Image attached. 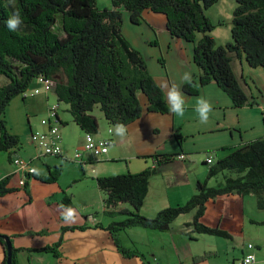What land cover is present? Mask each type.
Masks as SVG:
<instances>
[{"label": "crops", "instance_id": "0c3cea01", "mask_svg": "<svg viewBox=\"0 0 264 264\" xmlns=\"http://www.w3.org/2000/svg\"><path fill=\"white\" fill-rule=\"evenodd\" d=\"M96 2L101 8L98 0ZM109 6L110 2L104 1L102 7ZM208 10L207 15L212 20ZM143 12L147 20L153 17L161 20L160 16L149 14L150 11ZM149 24L152 30L158 28L151 44L157 47L154 50L164 61L161 69L151 73L159 84L175 82L180 84L182 91V85L187 82L181 83V75L187 71L195 80L199 74L192 58L193 44L169 35L165 24L164 27H156L158 21H149ZM232 68L237 77L246 78L249 91L258 100L257 106H234L227 93L211 81L200 86L196 95L182 91L186 100L183 117L170 111H147L143 100L142 114L125 124L127 133L124 137L116 134L115 125L108 124L103 114L94 113L98 121V131L92 132L94 138L112 139L107 153L97 157L83 148L85 132L73 121L68 105L64 103L65 106L60 107L61 102V112L57 111L55 123L61 132L63 152L58 156L39 154L30 131L47 128L48 106L53 100L57 101L54 86L49 90L33 81L30 89L38 88V93H20L12 97L3 119L8 131L20 138V146L12 150L11 160L7 151L0 150V179L9 176L8 186L16 189L0 196V233L11 237L12 245L17 249L16 264H35L30 257L34 251H40L35 249L59 240L60 244L56 246L58 256L52 254L49 264H234L247 252V243L254 245L253 264H264V259L257 257L263 248L264 240L260 239L259 232L264 226L261 224L264 212H259L261 209L256 202L247 198L250 195L227 193L206 202L200 222L226 231L229 237L196 232L189 224L195 212L191 210L176 217L165 230L142 226L119 230L117 246L109 225L124 219L125 215L104 212L103 194L95 181L101 175L136 173L153 167L152 155L183 153L185 159L175 158L156 166L150 176L147 195L139 209L146 217L155 216L162 208L184 204L196 192L197 181L206 180L209 186L222 184L223 173L207 177L211 163H206V157L212 155L213 162L245 142L264 136V69L250 66L243 55L239 60L233 59ZM163 90L166 95V89ZM200 96L209 99L213 107L207 123H201L194 110ZM174 133L183 137L182 145ZM14 157L30 160L39 175H46L56 166L62 171L56 182L45 183L35 177L37 174L29 175L18 170L12 162ZM15 173L22 177L20 186L12 183ZM66 195L71 196L70 208L74 210L81 206L82 210L70 222L61 216V212L68 208L62 201ZM128 208L129 205L120 204L114 210ZM47 231L53 233L52 238L41 242L42 232ZM120 246L135 254H125ZM205 252L212 253L194 260ZM2 260L0 247V264Z\"/></svg>", "mask_w": 264, "mask_h": 264}, {"label": "trees", "instance_id": "16d2710c", "mask_svg": "<svg viewBox=\"0 0 264 264\" xmlns=\"http://www.w3.org/2000/svg\"><path fill=\"white\" fill-rule=\"evenodd\" d=\"M217 1L110 0L108 8H99L96 0H0V150L7 151L11 160L12 150L20 146V138L8 131L3 114L11 98L26 90L39 75L54 81L57 101L68 105L73 121L84 132L98 131L95 108L110 125H125L137 119L144 110L143 100L147 111L169 112L164 90L149 73L143 56L122 33L124 10L133 24L142 21L143 11L162 13L169 35L193 44L192 58L199 74L191 83L182 85L185 94L196 95L200 86L214 81L234 106H257L258 100L249 91L246 78L235 75L232 61L243 55L250 66L264 69V0H234L231 39L224 44H217L209 33L214 23L207 10ZM17 9L23 23L16 31H10L6 21ZM158 60L164 66L163 59ZM174 136L182 145L183 137L176 133ZM178 154L152 155L155 166L140 172L95 178L103 194L104 212L125 215L109 225L117 246L119 230L130 226L165 230L176 217L191 210L195 212L189 224L196 232L229 237L226 231L200 222L206 202L221 194L254 195L257 207L264 211V136H261L213 160L207 177L223 173L222 184L209 186L206 180L197 181L196 192L184 204L162 208L153 217L142 215L139 209L147 195L150 176L156 166ZM61 171L56 166L46 175L35 177L53 183ZM8 180L9 176L0 179V196L16 190L8 186ZM62 201L72 207L70 195ZM120 204L130 208L115 211ZM6 236L0 233L1 264H6ZM59 244L60 240L35 250L58 256ZM120 249L125 254H135L127 248L120 246ZM16 250L12 245V264L17 261ZM211 253L205 252L194 260Z\"/></svg>", "mask_w": 264, "mask_h": 264}, {"label": "rangeland", "instance_id": "374dc122", "mask_svg": "<svg viewBox=\"0 0 264 264\" xmlns=\"http://www.w3.org/2000/svg\"><path fill=\"white\" fill-rule=\"evenodd\" d=\"M107 2L109 3L110 0H98L99 5L102 7L103 3ZM235 1L234 0H221L217 4H214L210 7L208 10V14L212 17V21L214 22L213 29L209 32L216 43L218 44H224L227 41L231 39L230 37V27H231V17H232V11L235 7ZM122 33L125 36V38L131 43V45L136 48L140 54L143 56V59L147 65V69L151 75V71L155 73L156 69H161V63L158 60L160 58V55L154 50V48L157 49L154 44H151V41L155 38V36L158 34L157 29H151V26L149 24V21H154L156 23L158 21V25H155L156 27H164L165 24V16L162 13H149L152 16H160L161 20H157L154 17L150 20H147L145 18V15H143V19L139 24H133L129 20L128 12L122 11ZM146 12V11H145ZM144 13V12H143ZM155 52V53H154ZM151 69V70H150ZM234 70L236 72V69L234 67ZM237 73V72H236ZM261 81V79H259ZM31 86V84H30ZM30 90V87H29ZM56 100L50 104L55 103ZM64 107L65 104L63 102L60 103V107ZM58 111L61 112V109L59 108ZM96 115H102V112L95 108L93 111ZM207 166V164H205ZM22 177L20 176V173H15L13 176L12 183L14 185H21L22 183ZM247 198H252L253 201H255L254 195H250ZM81 206H76L74 209L75 215L78 216L81 212ZM259 212H264L263 210H259ZM56 213V212H54ZM260 239L264 240V226H261ZM43 237L40 239V241H50V239L53 236V233L51 232H45L43 233ZM36 238V237H34ZM12 242V240H11ZM246 240L244 241V243ZM13 244V243H12ZM262 251L258 252V256L260 259H264V241L262 246ZM224 255H220L221 258H223ZM33 263L40 262L42 264H49L51 262L53 255L51 252H43V251H34L32 253ZM253 264V263H252Z\"/></svg>", "mask_w": 264, "mask_h": 264}, {"label": "built area", "instance_id": "2783aa9c", "mask_svg": "<svg viewBox=\"0 0 264 264\" xmlns=\"http://www.w3.org/2000/svg\"><path fill=\"white\" fill-rule=\"evenodd\" d=\"M33 81H37L45 89H53L54 82L49 79H45L42 75L36 76ZM30 87V86H29ZM29 87L22 92L23 95L38 93L39 89L34 88L30 89ZM59 109V102L56 101L53 104H50L47 109V118L46 122L48 124L45 130L35 129L30 131V138L34 142L36 148L41 155H53L58 156L63 152L62 148V137L61 132L59 130L58 125L55 123L57 118V111ZM111 132V130H109ZM112 143V139L110 137L95 139L91 132H85L84 134V145L83 148L85 151H88L93 154V156H101L107 153L109 145ZM91 145V146H89ZM179 160L185 159V155L183 153H179L176 157ZM212 155H208L205 159L206 163H212ZM13 164L17 167L18 170L32 175L33 172L30 169L34 168L31 161L28 159H24L21 157H14L12 159ZM247 252H245L241 258L237 259L234 264H245L247 260V264H252L255 259V255L252 252L254 249V245L252 243L246 244ZM251 257L249 260L248 258Z\"/></svg>", "mask_w": 264, "mask_h": 264}, {"label": "clouds", "instance_id": "9594fccd", "mask_svg": "<svg viewBox=\"0 0 264 264\" xmlns=\"http://www.w3.org/2000/svg\"><path fill=\"white\" fill-rule=\"evenodd\" d=\"M10 2H14V0H10ZM22 23L23 21L21 19L20 12L18 9L13 11L12 15L6 21L7 27L10 31H16L18 27L22 25ZM180 80L181 83H191V73L185 71L181 75ZM159 87L161 89H166L167 104L169 111L176 116L183 117L185 114L186 100L184 93L181 91L180 84L173 82L171 83V85H169L167 82H161ZM194 110L198 116L199 121L201 123H207L209 120V115L213 111V107L209 99L200 96L196 100ZM115 132L118 136L124 137L127 133V129L124 124L118 123L115 125ZM30 171L37 175L40 174L36 168L30 169ZM61 207L63 208L64 206ZM61 216L66 222L74 221L75 212L72 208L68 207L61 212ZM248 259L250 260L251 257H249ZM245 264H247V260Z\"/></svg>", "mask_w": 264, "mask_h": 264}, {"label": "water", "instance_id": "95a60500", "mask_svg": "<svg viewBox=\"0 0 264 264\" xmlns=\"http://www.w3.org/2000/svg\"><path fill=\"white\" fill-rule=\"evenodd\" d=\"M5 243H6V264H12L11 262V254H12V242L9 239V237H5Z\"/></svg>", "mask_w": 264, "mask_h": 264}]
</instances>
